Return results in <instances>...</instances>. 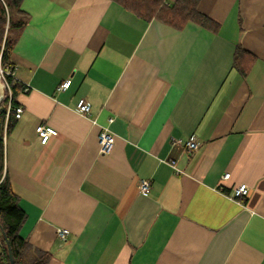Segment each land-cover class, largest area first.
I'll return each instance as SVG.
<instances>
[{
    "label": "crops",
    "instance_id": "crops-1",
    "mask_svg": "<svg viewBox=\"0 0 264 264\" xmlns=\"http://www.w3.org/2000/svg\"><path fill=\"white\" fill-rule=\"evenodd\" d=\"M21 9L12 59L29 91L4 139L20 236L49 264H264V0H198L216 31L112 0ZM41 125L57 131L47 144ZM243 184L246 199L231 198Z\"/></svg>",
    "mask_w": 264,
    "mask_h": 264
},
{
    "label": "trees",
    "instance_id": "trees-1",
    "mask_svg": "<svg viewBox=\"0 0 264 264\" xmlns=\"http://www.w3.org/2000/svg\"><path fill=\"white\" fill-rule=\"evenodd\" d=\"M112 1L145 21L156 19L177 29H182L189 21H193L213 31L217 29L214 22L198 11V0H177L172 5L167 0ZM22 2L23 0H0V53L4 68L15 69L12 59L14 48L21 30L27 24V17L21 9ZM242 53H245L244 50L238 49L236 57ZM8 81L12 98H9L7 92L0 105V264H11L7 242L12 250L14 264H49V253L34 249L20 236L26 214L5 173L4 139L19 119L15 113V109L20 107L17 98L25 88L13 77H9ZM10 101L12 111L7 118Z\"/></svg>",
    "mask_w": 264,
    "mask_h": 264
},
{
    "label": "built area",
    "instance_id": "built-area-1",
    "mask_svg": "<svg viewBox=\"0 0 264 264\" xmlns=\"http://www.w3.org/2000/svg\"><path fill=\"white\" fill-rule=\"evenodd\" d=\"M0 76L2 78V81L5 84L6 90L9 94V98H12V91H11L8 78L13 77L16 79V72H15V69L4 68L2 64V54L1 53H0ZM70 86H71V81H66L64 84L60 86V90L62 91L67 90ZM28 91H29L28 87H25L23 90V92H28ZM11 111H12V106H11V101H10L8 104V108H7V118L9 117V114ZM77 111L82 115H88L91 113V106L87 104L84 100H80L77 104ZM15 113L18 117H20L23 113V108L17 107L15 109ZM113 121H114L113 119H110L109 124H112ZM37 133L40 137L42 144H47L50 138L57 135L56 130L50 127L44 126V125H41L37 128ZM179 143L181 144V142ZM99 146H100L99 153L103 156L110 155L114 151L115 137L111 133L108 126L102 127V130L99 134ZM185 147L188 150H196L198 149V144L194 140L191 139L188 142H186ZM171 165L174 166V168H176L174 162H172ZM176 171H178L177 168H176ZM229 178H230V174H225L222 179L228 180ZM149 189H150V182L148 180H142L140 183V191L142 193H146L149 191ZM248 194H249V187L243 184L234 189V192L231 198L235 200L243 201L244 199H246ZM58 235L61 239L65 240L68 235V231L59 230Z\"/></svg>",
    "mask_w": 264,
    "mask_h": 264
},
{
    "label": "water",
    "instance_id": "water-1",
    "mask_svg": "<svg viewBox=\"0 0 264 264\" xmlns=\"http://www.w3.org/2000/svg\"><path fill=\"white\" fill-rule=\"evenodd\" d=\"M6 93H7V90H6L5 84H4V82L2 81V78H1V76H0V105H1L2 102L5 100V98H6ZM4 236H5V235H4ZM5 238H6V237H5ZM7 245H8V251H9L10 263H11V264H14V258H13L12 250H11L10 245H9L8 242H7Z\"/></svg>",
    "mask_w": 264,
    "mask_h": 264
}]
</instances>
